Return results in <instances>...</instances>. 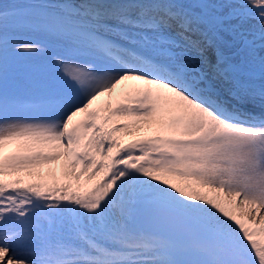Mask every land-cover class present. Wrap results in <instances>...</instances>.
Instances as JSON below:
<instances>
[{
	"label": "snow or ice",
	"instance_id": "1",
	"mask_svg": "<svg viewBox=\"0 0 264 264\" xmlns=\"http://www.w3.org/2000/svg\"><path fill=\"white\" fill-rule=\"evenodd\" d=\"M264 0L0 3V264H264Z\"/></svg>",
	"mask_w": 264,
	"mask_h": 264
},
{
	"label": "bare ground",
	"instance_id": "2",
	"mask_svg": "<svg viewBox=\"0 0 264 264\" xmlns=\"http://www.w3.org/2000/svg\"><path fill=\"white\" fill-rule=\"evenodd\" d=\"M262 211H264V210H262Z\"/></svg>",
	"mask_w": 264,
	"mask_h": 264
}]
</instances>
